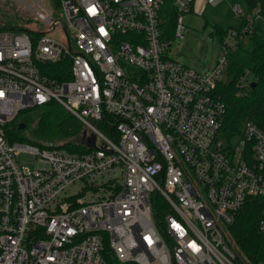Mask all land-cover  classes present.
<instances>
[{
	"label": "built area",
	"instance_id": "2783aa9c",
	"mask_svg": "<svg viewBox=\"0 0 264 264\" xmlns=\"http://www.w3.org/2000/svg\"><path fill=\"white\" fill-rule=\"evenodd\" d=\"M17 1L48 30L0 29V264H253L230 233L251 198L264 236V125L227 134L217 91L251 16L196 72L168 56L195 0ZM51 101L87 153L9 141L21 110Z\"/></svg>",
	"mask_w": 264,
	"mask_h": 264
},
{
	"label": "trees",
	"instance_id": "16d2710c",
	"mask_svg": "<svg viewBox=\"0 0 264 264\" xmlns=\"http://www.w3.org/2000/svg\"><path fill=\"white\" fill-rule=\"evenodd\" d=\"M244 1L249 6L250 13H252L253 9H256L259 16L264 18V0ZM175 18L173 16L171 19L170 28H173ZM243 24H246V22L243 21ZM3 29L19 30L20 32L25 31L19 27H4ZM217 33L222 42L228 30L222 31L218 28ZM250 36L254 42L253 51L251 52L252 66L247 68L243 64L233 63L231 61L228 67L230 80L220 82L217 87V91L222 97L227 109L224 118V130L227 134L229 133L234 136L241 133L243 124L247 119L264 125V37L259 35L255 29ZM47 66L51 67L49 64ZM44 73L48 74L46 71ZM49 76L55 77L51 74ZM58 78L63 79L62 77ZM243 79L249 83L247 89L239 86ZM254 79L257 80V83L252 88V80ZM242 90H246V93L241 94ZM25 111L28 112L25 114L28 117L23 116L22 118H18L20 116L19 112L15 120L5 127L6 136L10 142L23 140L26 142H34L37 145L45 141L51 143L60 142V146L71 152L87 153L90 150L89 146H85L82 140L80 142L85 130L83 129L84 124L77 116L66 110L61 103L51 101L41 107L35 106ZM34 114H36L35 117H33ZM36 117L38 122L37 126L32 130L33 136L29 137L23 134V129L20 128L22 122L28 125ZM17 119L22 121L19 122ZM260 216L261 206L255 199L250 198L245 204V207L240 211L239 216L231 228L232 237L235 238L236 246L242 258L253 264H258L264 260V236L259 232ZM105 242L109 250V242L106 240ZM107 259L114 264L113 258L110 255Z\"/></svg>",
	"mask_w": 264,
	"mask_h": 264
},
{
	"label": "rangeland",
	"instance_id": "374dc122",
	"mask_svg": "<svg viewBox=\"0 0 264 264\" xmlns=\"http://www.w3.org/2000/svg\"><path fill=\"white\" fill-rule=\"evenodd\" d=\"M197 3L201 0H196ZM28 2L32 3L30 0ZM205 4V9L200 12L201 9L194 12L186 13L183 16L185 23V30L183 31L184 37L182 39L176 38L173 29H169L170 39L172 41L169 47V54L171 58H174L181 63H185L189 66V69L193 71H207L211 70L216 65L217 60L220 57L222 51V42L217 33V29L224 30H238L243 27L244 17L251 16L253 19V27L259 35L264 37V18L259 16L256 9H253L250 13L249 6L244 0H202ZM196 3V4H197ZM240 4L244 12V16H235L232 10V6ZM31 10L27 9L17 0H0V29L19 27L28 32L40 33L48 30V26L42 20L36 21L33 18ZM208 22V23H207ZM61 26L55 30L54 37L56 36L62 43H66L65 32L62 31ZM238 48L235 52H230L228 59L229 62L240 63L247 68L252 66L251 52L253 51L254 42L251 36H243L239 38ZM226 64L223 70L226 73L228 69ZM226 81L230 80V77L226 74L223 76ZM26 111H21L18 118H22ZM34 114L33 117H35ZM19 121V119H17ZM20 120L19 122H21ZM37 117L33 119L30 124H23V134L31 137L32 130L37 126ZM90 137V133L86 132L81 136V140ZM62 142V141H61ZM100 144L99 142H97ZM61 144L60 142L57 145ZM231 241L236 245L235 238L230 233Z\"/></svg>",
	"mask_w": 264,
	"mask_h": 264
},
{
	"label": "crops",
	"instance_id": "0c3cea01",
	"mask_svg": "<svg viewBox=\"0 0 264 264\" xmlns=\"http://www.w3.org/2000/svg\"><path fill=\"white\" fill-rule=\"evenodd\" d=\"M196 3H197V1L195 0L194 8H193L192 12H194L195 10H199V9H201L200 12L203 13V11H204V9H205V4L202 2V0L199 1L197 4H196ZM207 23H208V22H207Z\"/></svg>",
	"mask_w": 264,
	"mask_h": 264
},
{
	"label": "water",
	"instance_id": "95a60500",
	"mask_svg": "<svg viewBox=\"0 0 264 264\" xmlns=\"http://www.w3.org/2000/svg\"><path fill=\"white\" fill-rule=\"evenodd\" d=\"M253 82H252V88H254L255 87V85H256V83H257V80L256 79H254V80H252ZM25 126L24 125H20V128H24Z\"/></svg>",
	"mask_w": 264,
	"mask_h": 264
}]
</instances>
